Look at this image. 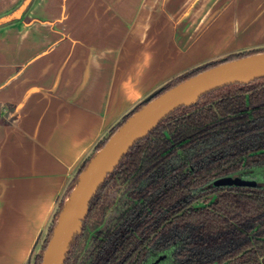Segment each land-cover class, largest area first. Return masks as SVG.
I'll return each instance as SVG.
<instances>
[{
  "label": "crops",
  "instance_id": "0c3cea01",
  "mask_svg": "<svg viewBox=\"0 0 264 264\" xmlns=\"http://www.w3.org/2000/svg\"><path fill=\"white\" fill-rule=\"evenodd\" d=\"M24 0H0V17ZM264 47V0H31L0 24V264H28L84 160L172 78Z\"/></svg>",
  "mask_w": 264,
  "mask_h": 264
},
{
  "label": "trees",
  "instance_id": "16d2710c",
  "mask_svg": "<svg viewBox=\"0 0 264 264\" xmlns=\"http://www.w3.org/2000/svg\"><path fill=\"white\" fill-rule=\"evenodd\" d=\"M251 49L194 67L156 90ZM95 145L69 183L35 257L40 264L65 200L96 152L128 118ZM254 186L216 185L225 177ZM64 264H264V75L203 93L166 115L135 142L94 194Z\"/></svg>",
  "mask_w": 264,
  "mask_h": 264
},
{
  "label": "water",
  "instance_id": "95a60500",
  "mask_svg": "<svg viewBox=\"0 0 264 264\" xmlns=\"http://www.w3.org/2000/svg\"><path fill=\"white\" fill-rule=\"evenodd\" d=\"M30 1L24 0L16 10L0 17V24L20 17ZM263 75L264 52H260L202 71L158 96H155L156 91L151 93L145 99L147 103L118 128L80 173L76 187L65 200L40 264L65 263L70 244L81 229L88 215L89 204L100 185L130 147L148 135L166 115L179 106L195 103L209 90L234 82L245 83ZM215 183L254 186L257 182L254 179L225 176Z\"/></svg>",
  "mask_w": 264,
  "mask_h": 264
},
{
  "label": "rangeland",
  "instance_id": "374dc122",
  "mask_svg": "<svg viewBox=\"0 0 264 264\" xmlns=\"http://www.w3.org/2000/svg\"><path fill=\"white\" fill-rule=\"evenodd\" d=\"M263 47H259V49H262ZM248 50H251V49H248ZM108 135V132L104 135V137H106ZM243 178V177H242ZM47 234H48V229L45 231V233L43 234V237L41 238V241L39 243V245L36 247V250L35 252L33 253V256H32V259H31V262L28 263V264H35V257L36 255L41 251L42 249V245H43V242L45 241V239L47 238Z\"/></svg>",
  "mask_w": 264,
  "mask_h": 264
}]
</instances>
